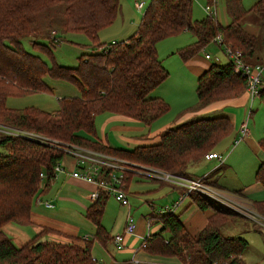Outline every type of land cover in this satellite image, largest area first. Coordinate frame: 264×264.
<instances>
[{"label":"trees","instance_id":"1","mask_svg":"<svg viewBox=\"0 0 264 264\" xmlns=\"http://www.w3.org/2000/svg\"><path fill=\"white\" fill-rule=\"evenodd\" d=\"M193 2L151 0L132 36L123 42L106 44L99 42V32L114 23L121 0H0V125L34 132L56 142L43 144L0 132V264H98L91 252L93 241L66 231L68 235L61 236L67 242L52 241L47 236L52 231L59 235L57 229L32 221L33 200L39 193L45 195L55 174L72 176L80 170L74 162L75 168L70 171L60 164L72 145L115 155L149 171L191 178L187 168L215 148L232 129L226 116L198 118L169 128L156 142L132 150L102 146L84 135L93 133L95 117L101 113L124 115L150 125L168 111L162 99L150 96L169 77L156 45L184 30L197 37L195 45L181 50L184 60L221 34L223 51L224 45L239 50L249 64L264 61V0H258L250 10L244 9L242 0H228L231 23L226 26L209 17L193 21ZM249 16L259 24L257 35L245 30ZM68 32L86 34L95 47L82 54L75 67L56 63L49 67L21 43L22 39L33 37L55 45ZM34 45L49 52L38 41ZM47 76L75 84L81 94L60 98L56 112L7 106V99L13 96L51 92ZM243 89L246 78L234 72L231 61L212 64L197 79L199 107L235 96ZM258 97L264 101V83ZM259 146L264 151V135ZM57 166L64 172H55ZM110 172L104 171L105 176ZM132 173L127 170L126 183ZM255 178L264 188V161L259 163ZM107 198L106 194L100 195L87 209L88 218L97 226L96 237L103 244L110 239L100 224ZM193 199L201 208H210L207 225L191 235L175 213H158L155 219L162 229L147 238L145 249L159 257H178L185 264H245L242 255L247 240L226 237L221 232L224 221L237 220L239 215L200 195ZM254 204L264 216V202ZM8 223L37 225L40 230L32 240L17 246L4 232Z\"/></svg>","mask_w":264,"mask_h":264},{"label":"rangeland","instance_id":"2","mask_svg":"<svg viewBox=\"0 0 264 264\" xmlns=\"http://www.w3.org/2000/svg\"><path fill=\"white\" fill-rule=\"evenodd\" d=\"M137 1L145 2L143 10L139 11L136 9L135 4ZM193 1V21H201L204 18H207L208 14L206 13L205 8L210 6L217 8L219 11V20L221 18L223 25L228 22L229 19L224 11L227 0ZM257 1L258 0H243L242 4L245 8H251ZM150 2L151 0H121V12L111 26L104 28V30L100 32L98 38L99 41L107 44L113 42L114 37L121 36L119 35L120 32L113 30V27L116 25L117 27L120 26V29H129L131 28V23L132 26L138 22L140 24ZM134 33L135 31L124 38H129ZM124 38L122 40H124ZM34 41L46 45L49 52L35 46ZM196 42L197 37L194 33L192 31L184 30L177 35L159 41L156 46L159 59L170 72L169 76L171 80H169L167 84L169 85L168 91L173 95H176L175 100L178 102L182 101L181 94H183L182 92L178 93L180 87L183 88L186 97H188L189 91H191L193 100H197V77L192 76V80L189 81V79L187 80L179 75L181 72L179 68L182 67L184 63L181 50L195 45ZM21 43L25 50L39 55L49 67H52L55 63L68 67H75L78 65L79 58L82 54L90 53L92 49H95L92 41L86 34L73 32L63 34L58 44L55 45L49 44V42L44 39H35L33 37H26L21 40ZM204 53L212 56V60L209 61L212 64H225L229 62L226 53L214 42L208 43L205 50H199L196 56L204 59ZM46 82L52 88L51 92H41L26 96H13L7 99V106L12 109L34 107L46 112H56L60 108L58 101L60 98L79 96L81 94L79 88L69 81L55 80L50 76H47ZM153 93L155 92H152L150 96L155 97ZM174 110L175 109L169 110L166 114L167 117H170ZM235 111L239 114L240 120L238 121V124L240 126L244 120V114L241 110ZM107 115L108 114L106 113L97 115L95 117L94 126L96 128H101ZM251 115L249 117V119L251 118L249 136L245 139H241V135H234L236 133L235 130L231 134L232 129H230L227 135H224L215 146L214 150L217 153L222 154L225 158L223 163H216V161L206 162L202 160L200 164H195L196 166L191 165L187 170L191 175L193 174L192 177L198 178L207 176L213 171L209 177L211 180L218 183L220 189L225 190L230 197H234L233 194L241 191V196L249 203H253V201L264 202V188L255 178L259 163L264 161V151L260 150L258 147V142L264 135V101L261 98L257 97L255 99L253 104V115ZM162 118L153 125L151 129L152 132H155V128L159 126L162 121H165ZM236 139H240V142L234 146ZM126 167L127 170L133 171L132 176L128 175V180L129 177H131V179L128 181V186L126 183V192L132 209L131 213L137 223L140 220H143L144 223H146L149 218L152 219V222L154 223L156 220L155 217L158 216L159 212L168 208L171 209L174 203L181 198V193L179 189L175 187L174 183L146 177L143 174L148 173L147 170L140 168L138 170L136 167L127 163ZM136 171H138V173H136ZM55 189L44 195L41 203L38 202V198L40 197L39 193L34 198L32 204V210L39 215H37V217L42 218L40 220L42 223L44 222L43 226L54 230L57 229L56 232L60 233L58 235L55 234L54 231H52V234L49 232L50 234L47 236L48 239L52 241H61L63 243L67 242V239L61 236V234L68 235L67 233H64L65 231L82 238L88 237L90 241H93L92 255L98 261V264H116L128 260L132 261L135 256L133 249L139 250L136 257V260H138L139 263L141 262L140 260H144L143 257L145 255L152 257L149 253L142 252L144 250L140 248L141 240L136 245H134V243H128V248L124 251H118L115 248L112 238L123 232L128 208L123 206L113 196H108L104 206L103 215L100 219L101 226L110 237L106 244H103V242L96 237L97 226L87 216V209L92 202L89 199H84L83 206L75 205L72 202L59 204L53 196ZM185 200L184 204L191 203L193 206L192 208L196 207V204L190 199V197H187ZM233 200L240 205V210L244 213L249 214V211L253 210L252 206L242 199L239 200L243 202L237 201L238 199ZM46 201L54 203V209H47ZM180 208L176 210V214L181 213L182 209ZM187 214L188 213H183L182 218L185 219ZM238 215L242 218H239L238 221L236 220L234 223L231 222L229 228H224L222 225V234L226 237L241 236L248 241V246L242 255L245 264H264V229L262 228L258 231L259 229L256 228L257 230H255L248 222L250 221L254 223L252 220H248L249 218L243 213H238ZM157 225L158 223H155L154 227ZM254 225L259 227L257 223H254ZM36 228L38 231L40 230L39 227L36 226ZM23 229L30 236L29 240L38 233V231L34 229V226L31 225L24 226ZM22 240L26 241L27 239ZM14 242L17 246L23 245L20 241H16V238L14 239ZM130 247H133L132 253H129ZM160 259L168 261L167 264H174L173 261L178 263L176 257L167 259L161 256Z\"/></svg>","mask_w":264,"mask_h":264},{"label":"crops","instance_id":"3","mask_svg":"<svg viewBox=\"0 0 264 264\" xmlns=\"http://www.w3.org/2000/svg\"><path fill=\"white\" fill-rule=\"evenodd\" d=\"M227 2H228V0L226 1V6H225L224 11H225V14L229 20L225 25L222 24L221 18L219 20V11L217 10L218 11V22L222 26H226V25L231 23V17L228 13V10H227ZM242 3H243V0H242ZM252 8H253V6L251 8H245L244 7L245 10H250ZM136 9H137V7H136ZM120 12H121V8H120ZM119 13H118V15H119ZM139 25H140L139 22L133 26L131 23V28H129V29H120L119 28L120 26L117 27V25H116L115 27H113V30L120 32L119 35H121V36L114 37L113 42L118 43V42H123V41L127 40L128 38H124V37H127L129 34L133 33L134 31L136 32L138 30L137 28L139 27ZM108 27H105V28H108ZM102 30H104V28ZM245 30L251 35H257L258 34L259 24L255 21V19L252 16H249L247 18V21L245 23ZM100 32H99V34H100ZM123 38H124V40H122ZM100 43H102V42H100ZM111 43H107V44H111ZM205 47H203L201 49L205 50ZM196 54H194L188 60H184V58H182L184 63L182 65V67L179 68L181 71L179 73V75L183 76L187 80L189 79V81L192 80V76L197 77V79H198V77L204 71L209 69V67L212 65V63L209 62L210 60H212V56L210 54L204 53V59L197 57ZM229 61H230V59H229ZM213 64H217V63H213ZM163 65H164V63H163ZM220 65H224V64H220ZM169 75H170V72H169ZM169 80H171L170 76L165 81H163L153 91V92H155V93H153V95L157 98L162 99L168 105L169 109L165 114H163L162 116H160L159 118L154 120L150 124L151 126L149 124L147 125V124H145V123H143V122H141L135 118L105 112L108 115L104 119L101 128L95 127L93 133H86L84 135H86V137L88 139L92 140L93 142H98L102 146H108V147L111 146L114 148H122V149L132 150L137 146L147 145V144H151V143L156 142L159 139V136L163 132L168 130L169 128L178 126V125L183 124L187 121L198 119V118H212V117H219V116L224 117V116H226L231 121V125H232L231 134L235 130L236 133L235 134L233 133V134L236 135V134H239L240 126L238 124V121L240 120V118H239L238 112L235 110H241L242 113L244 114V117H243L244 119L247 117L249 110H251V114L253 115V104H254L255 100L253 101L252 104H250L249 96H248L246 89L241 90L240 93L235 95V96L209 103L208 105L200 108L198 101H197L198 98H197V100H193V96H192L191 91H189V95H188V97H186V94H184L185 92H184L182 87H180V89L178 91V93H180V92L183 93V94H181L182 101L178 102L177 100H175L176 95H173L170 91H168L169 85H167V84H168ZM262 83H264V72L262 75ZM196 88H197V82H196ZM196 95H197V93H196ZM173 109H175V110L173 111V113H171L172 115L170 117H167L166 114L169 112V110H173ZM101 114H104V113H101ZM161 118L164 119L165 121H162V123L155 128L156 131L152 132L151 129H152L153 125ZM250 122H251V118L249 119V134H248V136L250 135ZM259 142H258V147L261 150V148L259 146ZM214 149L215 148H213L210 152H216ZM202 160H204L206 162H208V161L215 162L214 160H207L203 156L195 164L196 165L200 164L202 162ZM60 164L64 167H66V169L69 171L75 168L73 161L69 156L65 157ZM195 164H193V165H195ZM133 165H137V164H133ZM138 168L141 169L142 167L138 166ZM187 170H188V168H187ZM136 173H138V172H136ZM211 173H209V175ZM55 175H56L55 180L49 184L45 195L50 193L51 190L56 188L53 196L56 199V202H58L59 204H63L65 202H72L75 205L83 206L84 199L85 200L89 199L90 193L95 189L94 184L89 183L83 179L75 178V177H72V176L67 175L65 173H58ZM143 175L146 177H150L146 174H143ZM209 175H207L209 178V182L212 185L219 188L218 183L214 180H211ZM192 176H193V174L191 175V177ZM151 178H153V177H151ZM130 179H131V177H130ZM154 179H156V178H154ZM157 180H160V179H157ZM127 186H128V183H127ZM178 189L181 193V189L180 188H178ZM222 191L226 192L225 190H222ZM237 193L233 194L234 198L236 197V199H238V200L242 199L246 203L250 204L252 206L253 210L258 212V210L256 209V205L254 204V202H257V201H253V203H249L248 201H246L241 196V191H239ZM194 195L196 196L197 194H194ZM43 196H40V198L38 199L39 203L42 202ZM195 196H193V197H195ZM189 197L194 202L193 197L192 196H189ZM206 200L210 203L215 204L214 202H211L208 199H206ZM185 201L186 200H184L183 204L180 206L181 208L179 207L180 209H182L181 213L176 214V211H175V214L182 221L187 232L191 235H196L200 230H202L207 225L208 217L210 215V208L209 209H205V208L203 209L200 207L201 205H199L197 202H194L196 204L195 205L196 207L192 208L193 207L192 204L191 203L184 204ZM239 201H241V200H239ZM243 201H241V202H243ZM46 202H47L46 203L47 209H54V207H55L54 203L50 202L53 204V206H52V204H50L49 201H46ZM128 212H130V210ZM131 212H132V209H131ZM183 213H188L185 219L182 218ZM37 215L38 214L31 209L32 221L37 223V224H40L42 227L44 222L42 223V221L40 220L42 218L37 217ZM238 217L242 218L240 216H238ZM248 220H250V219H248ZM43 221H44V219H43ZM235 221L236 220H234V219H228V220L224 221L222 223V225L224 228H229V224L231 222L234 223ZM237 221H238V219H237ZM248 222L250 223L251 226H253V228L255 230L259 229L258 231H260L263 228L260 225H259V227H257V225H254V223H252L250 221H248ZM157 223H158V225L156 227H154V225L152 227L154 234L160 232L162 229V224L158 221H157ZM222 225H221V227H222ZM24 226H29V224L22 225V224H17V223H8L4 226L3 229H4V232L13 239V241L16 238V241H20V243L24 245L27 242H29L30 240H32V239L29 240L30 236L23 229ZM31 226H34V229L36 231H38V229L36 228L37 225H31ZM37 227H39V226H37ZM145 232H146V223H144L143 220H140L137 223L136 234L125 237L124 248L122 250L124 251L126 248H128V243H134V245L139 243L140 242L139 237H142L143 235H145ZM235 237H241V236H235ZM241 238H243V237H241ZM22 239H25V240L27 239V240L23 241ZM85 239H88V237H86ZM112 242H113V238H112ZM113 244H114V242H113ZM141 245H142V241H141ZM114 246L116 248L115 244H114ZM140 248H142L144 250L142 252L149 253L150 256H152L153 258L145 255L143 257L144 260H140L141 261L140 263L137 260L138 264H167L168 263V261L161 260L160 259L161 257L156 256L153 253H150V251L148 249H145V247L141 246ZM129 249H130L129 253L130 252L132 253V251L134 250V254H135V258H136L139 250H135V249H133V247H130ZM122 250H118V251H122ZM135 251H136V253H135ZM243 254H244V252H243ZM155 258H157V259H155ZM170 258H172V257H169L167 259H170ZM176 259H177L178 263L176 261H173L174 264H179V263L185 264L178 257H176ZM142 261H143V263H142ZM116 264H132V261L128 260V261H123L121 263H116Z\"/></svg>","mask_w":264,"mask_h":264},{"label":"built area","instance_id":"4","mask_svg":"<svg viewBox=\"0 0 264 264\" xmlns=\"http://www.w3.org/2000/svg\"><path fill=\"white\" fill-rule=\"evenodd\" d=\"M145 6V2H137L136 7L139 11L143 10ZM208 17L214 21L218 20V11L215 7H207L205 8ZM216 45H223V37L221 34H218L212 40ZM111 44H115L112 42ZM224 52L233 63L234 72L237 75H240L246 78V91L249 96L250 104L258 97L259 92L261 90L262 84V75L264 72V61L258 64H249L247 63L243 57L242 53L239 50L233 49L229 46H223ZM251 114V110L247 117L243 120L239 128V135H241V139H245L249 134V116ZM0 132L7 133L14 136L24 137L39 143L49 144L56 143L52 139L42 136L40 134L30 132L27 130H17L12 128H6L0 125ZM240 142V139H236L234 146H236ZM68 156L72 159L76 167H79L80 170L77 172H73L72 176L75 178L83 179L89 183L95 185V189L90 193L89 200L91 202L96 201L100 195L106 194L108 196H113L117 201H119L123 206L128 208L126 221L124 224L123 232L119 235L113 237V242L116 245L118 250H122L124 248V240L126 236L135 235L137 231V222L131 213V206L128 198V194L126 192V182L125 175L127 172L126 163L130 165L126 160L121 159L115 155L95 150L82 145H72L68 149ZM207 160H214L216 162L223 163L225 158L222 154L217 152H209L204 155ZM133 165V164H131ZM136 169H139L137 165H133ZM143 168V167H142ZM141 168V169H142ZM147 170L146 168H143ZM102 171V172H101ZM104 171H111L107 176H105ZM132 171V170H131ZM146 175L161 179L165 181H169L175 184V187L181 189V198H179L173 205L171 209H166L159 214H167V213H175V211L183 204L184 200L194 194L200 195L202 198L208 199L211 202H214L217 206L231 210L235 213H243L252 220L254 223H257L261 227L264 228V216L256 212L255 210H250L249 214L241 211V207L236 201L234 197H230L226 192L217 188L209 182L208 176H204L202 178L198 177H181L163 172H155L149 171ZM55 172H64V170L57 166L55 168ZM138 172V171H136ZM43 177V174H41ZM175 179V180H173ZM233 198V199H232ZM239 201V200H237ZM152 219H148L146 222V232L145 235L139 237L142 241V247H145V241L149 238L153 232V225H155ZM136 253V251H135ZM132 264H138L135 256L132 260ZM214 264H228L227 262H218Z\"/></svg>","mask_w":264,"mask_h":264}]
</instances>
